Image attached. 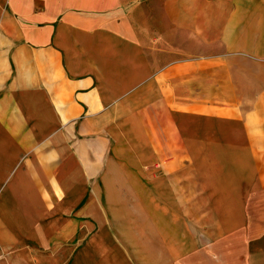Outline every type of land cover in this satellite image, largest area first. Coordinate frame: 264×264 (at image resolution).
Instances as JSON below:
<instances>
[{"label":"crops","instance_id":"obj_1","mask_svg":"<svg viewBox=\"0 0 264 264\" xmlns=\"http://www.w3.org/2000/svg\"><path fill=\"white\" fill-rule=\"evenodd\" d=\"M0 264H264V0H0Z\"/></svg>","mask_w":264,"mask_h":264}]
</instances>
